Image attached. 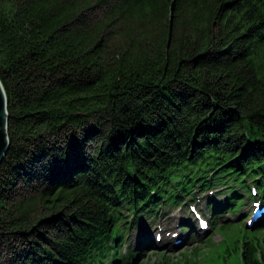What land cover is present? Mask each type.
<instances>
[{"label":"trees","instance_id":"trees-1","mask_svg":"<svg viewBox=\"0 0 264 264\" xmlns=\"http://www.w3.org/2000/svg\"><path fill=\"white\" fill-rule=\"evenodd\" d=\"M0 80V264H132L124 210L264 195V0H0ZM232 224L206 259L264 264Z\"/></svg>","mask_w":264,"mask_h":264},{"label":"rangeland","instance_id":"rangeland-1","mask_svg":"<svg viewBox=\"0 0 264 264\" xmlns=\"http://www.w3.org/2000/svg\"><path fill=\"white\" fill-rule=\"evenodd\" d=\"M248 182L251 183L250 181ZM237 189H239V187ZM209 190L210 189H205L203 191L192 192L193 194L192 196L187 195L186 197H184L185 199L184 203L190 198H194L195 201L191 203L197 204L198 209L200 211H201V208H204L205 211L203 210L202 214L205 212L210 216L212 213V208L210 205L208 206L209 210L206 208L207 199H209L210 197L212 201L222 202L223 200H225V198L226 199L229 198V194L225 192L224 195L221 196L220 195L221 193L218 195L216 193H213V191H209ZM200 195L204 197L202 204H199L198 202V198ZM183 205L184 204L171 206L168 203H165L164 205H161L158 208H156V210L150 214H153L152 215L153 220L162 221L168 225L169 229L171 228L173 229L174 232H179L176 224L177 222L178 223L180 222V218L182 217L180 213L190 214L189 205L188 207H185V208H183ZM244 210H245V213L243 211H239L237 213H231V212L228 213L227 211H222L221 213L218 214V216L216 217V220L218 221V223L226 222L229 220H233V221L236 220L238 222H242L243 224H246V222H248L247 218H248V213L251 210V207L249 208L245 207ZM147 212L148 211L146 210H143V211L139 210L138 212L134 213L133 211L129 209L123 211V215L126 217L125 220L128 223L127 224L128 229L126 232V238L124 239V242L121 243V253L132 254L133 255L132 260H131L132 264H158L164 259L163 258L164 253L166 255L168 254V256L171 257L175 261L177 260L178 257H181V254L184 251V249L186 250L192 249L198 245L201 246L202 249L200 250V252H203L202 256L205 257L213 246H214L213 251L219 250V246L217 243L221 241L222 236L225 237L223 233H221L222 236L219 233H216L213 236V241L215 242V245L211 241H209L208 242L209 244L205 247L202 241L207 238V235L202 234L201 236H195L196 229L198 230V224L194 216L190 215V219L191 221H193V232L190 235L191 237L187 240V242H185L186 244L184 245L182 244L183 246L182 245L176 246L175 245L176 238H173V236H169V237L165 236L166 242H164V240L163 241L161 240L160 242H158V240L156 239L155 232L154 233L151 232V234L148 233L150 228H151V231L152 229H155V224H150L151 217L149 218L148 215L150 214H147ZM238 216H239V219H238ZM231 226H232L231 229H232L233 235L232 236L230 235V236L233 240L235 238H240L244 235V232H242L240 229L241 225L239 223H234ZM145 228H147V230H145ZM140 230L142 231V233L147 232L149 235H151L150 238L147 236V239L152 242V245L150 246L145 245L144 247L139 248V245L136 244V240L138 238L137 236ZM213 232L214 231H212L211 234ZM14 243L15 241H13V244ZM16 244H20V242L17 240ZM234 260H239V259L238 257H236Z\"/></svg>","mask_w":264,"mask_h":264},{"label":"water","instance_id":"water-1","mask_svg":"<svg viewBox=\"0 0 264 264\" xmlns=\"http://www.w3.org/2000/svg\"><path fill=\"white\" fill-rule=\"evenodd\" d=\"M7 106L8 100L6 92L0 80V164L3 161V158L5 157L10 145L7 131L9 119Z\"/></svg>","mask_w":264,"mask_h":264},{"label":"bare ground","instance_id":"bare-ground-1","mask_svg":"<svg viewBox=\"0 0 264 264\" xmlns=\"http://www.w3.org/2000/svg\"><path fill=\"white\" fill-rule=\"evenodd\" d=\"M147 236H148V233L146 232V234L143 235L142 239H143L144 241H146V240H147ZM139 241H140V243H139ZM142 243H143V242L141 241V238L138 237L137 240H136V244L142 246Z\"/></svg>","mask_w":264,"mask_h":264}]
</instances>
